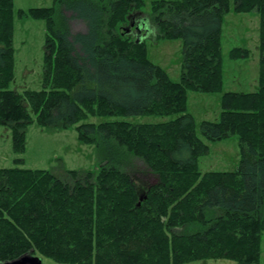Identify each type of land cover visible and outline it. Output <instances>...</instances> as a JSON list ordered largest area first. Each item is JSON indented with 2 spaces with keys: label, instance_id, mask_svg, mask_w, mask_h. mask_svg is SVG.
Returning a JSON list of instances; mask_svg holds the SVG:
<instances>
[{
  "label": "trees",
  "instance_id": "obj_1",
  "mask_svg": "<svg viewBox=\"0 0 264 264\" xmlns=\"http://www.w3.org/2000/svg\"><path fill=\"white\" fill-rule=\"evenodd\" d=\"M232 0H54L16 11L0 0V127L24 154L28 128L68 130L94 145L99 170L0 168V263L32 254L55 264H187L229 260L260 264L264 233V0H233L236 13L260 16V72L254 93L227 92L218 122L203 121L207 142L237 137L232 172L202 173L210 153L188 113V93L223 91L222 33ZM68 13L85 22L72 37ZM45 24L43 88L19 94L15 16ZM141 37L140 43L137 39ZM183 42L179 82L148 58L146 40ZM233 49L230 58H246ZM28 102V106L25 104ZM154 116L172 120L90 123L91 117ZM133 160L157 181H139ZM144 172V173H145ZM145 173V174H146ZM140 198L143 201L139 205ZM210 215V217H209ZM192 225L195 233H185Z\"/></svg>",
  "mask_w": 264,
  "mask_h": 264
},
{
  "label": "rangeland",
  "instance_id": "obj_2",
  "mask_svg": "<svg viewBox=\"0 0 264 264\" xmlns=\"http://www.w3.org/2000/svg\"><path fill=\"white\" fill-rule=\"evenodd\" d=\"M155 0H145L143 13H151ZM16 11L28 12L32 8H47L54 5V0H14ZM72 37L86 34L84 21L68 13ZM45 24L30 17L20 19L15 16L14 51L15 79L10 86L19 94L25 91H39L43 88V60L45 52ZM149 60L163 68L171 80L179 82L183 63V42L177 40H146ZM239 48L248 52L246 58L232 59L230 53ZM260 16L257 12L236 13L233 10L224 17L222 33V58L224 70V87L221 93L204 94L188 93V113L196 122L198 136L210 147V153L200 158L199 169L202 173L235 171L240 161L239 141L232 137L220 142H207L201 135L200 124L203 121L218 122L221 114V97L227 92L254 93L258 90L260 72ZM28 108V102L25 103ZM173 117L130 116V117H91L88 122L100 124L112 121H126L132 124H151L172 120ZM23 158L24 164L19 167L31 170H47L58 177L65 178L67 171L92 172L96 174L100 158L96 146L82 143L75 127L68 130L41 128L31 125L27 132V146L24 154L16 155L12 149L11 131L0 127V168L14 167V159ZM127 170L141 181L153 184L157 178L146 173L143 163L133 160ZM146 174H145V173ZM210 217V215H209ZM200 227H187L185 233H195ZM43 264H55L53 261L36 256ZM187 264H238L234 261L202 260ZM264 264V233L262 237L261 260Z\"/></svg>",
  "mask_w": 264,
  "mask_h": 264
},
{
  "label": "water",
  "instance_id": "obj_3",
  "mask_svg": "<svg viewBox=\"0 0 264 264\" xmlns=\"http://www.w3.org/2000/svg\"><path fill=\"white\" fill-rule=\"evenodd\" d=\"M142 40L141 37H139L137 39V43H140ZM143 201V198H140V202L139 205L141 204V202ZM0 264H43L42 260L32 254H26L24 256H21L20 258L10 261V262H3Z\"/></svg>",
  "mask_w": 264,
  "mask_h": 264
}]
</instances>
